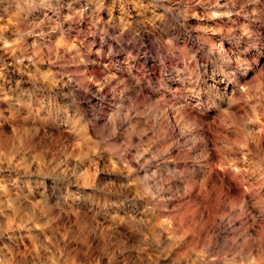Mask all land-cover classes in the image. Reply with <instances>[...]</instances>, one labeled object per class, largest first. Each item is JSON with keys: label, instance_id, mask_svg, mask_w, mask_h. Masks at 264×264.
<instances>
[{"label": "clouds", "instance_id": "clouds-1", "mask_svg": "<svg viewBox=\"0 0 264 264\" xmlns=\"http://www.w3.org/2000/svg\"><path fill=\"white\" fill-rule=\"evenodd\" d=\"M0 264H264V0H0Z\"/></svg>", "mask_w": 264, "mask_h": 264}]
</instances>
